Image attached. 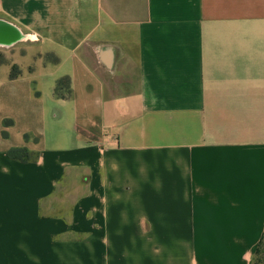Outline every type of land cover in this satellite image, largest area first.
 Returning <instances> with one entry per match:
<instances>
[{
	"label": "crops",
	"instance_id": "crops-1",
	"mask_svg": "<svg viewBox=\"0 0 264 264\" xmlns=\"http://www.w3.org/2000/svg\"><path fill=\"white\" fill-rule=\"evenodd\" d=\"M0 22L31 48L0 67V264H253L264 0H0Z\"/></svg>",
	"mask_w": 264,
	"mask_h": 264
},
{
	"label": "trees",
	"instance_id": "trees-1",
	"mask_svg": "<svg viewBox=\"0 0 264 264\" xmlns=\"http://www.w3.org/2000/svg\"><path fill=\"white\" fill-rule=\"evenodd\" d=\"M46 57L50 58V59L48 58L47 61H50L53 59L50 55H47ZM52 61L55 64L58 62L57 59H53ZM7 64H9V60L6 59L5 56L0 52V67L3 65H7ZM19 74H20V71L18 70L16 66H14L10 74V79L11 80L15 79ZM54 96L58 99H69L70 98L71 90H70V81L68 78H62L56 82V85L54 88ZM10 125H11V122L5 123V126H10ZM7 155L10 159L16 160L22 163L34 162L36 160V156L34 157L30 155L24 149H11L8 151ZM263 237H262V240H263Z\"/></svg>",
	"mask_w": 264,
	"mask_h": 264
},
{
	"label": "rangeland",
	"instance_id": "rangeland-1",
	"mask_svg": "<svg viewBox=\"0 0 264 264\" xmlns=\"http://www.w3.org/2000/svg\"><path fill=\"white\" fill-rule=\"evenodd\" d=\"M30 40L27 42H22L17 44V46L11 47V48H2L0 47V52L5 56L6 59L11 61L13 57L16 58L19 54L24 55L27 54V50L30 51ZM49 57H46L45 59H48ZM253 264H264V237L261 241L258 251L255 253Z\"/></svg>",
	"mask_w": 264,
	"mask_h": 264
},
{
	"label": "water",
	"instance_id": "water-1",
	"mask_svg": "<svg viewBox=\"0 0 264 264\" xmlns=\"http://www.w3.org/2000/svg\"><path fill=\"white\" fill-rule=\"evenodd\" d=\"M20 41H22V35L17 29L0 22V47L11 48Z\"/></svg>",
	"mask_w": 264,
	"mask_h": 264
},
{
	"label": "bare ground",
	"instance_id": "bare-ground-1",
	"mask_svg": "<svg viewBox=\"0 0 264 264\" xmlns=\"http://www.w3.org/2000/svg\"><path fill=\"white\" fill-rule=\"evenodd\" d=\"M27 39V37H22V40Z\"/></svg>",
	"mask_w": 264,
	"mask_h": 264
}]
</instances>
